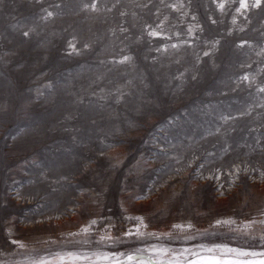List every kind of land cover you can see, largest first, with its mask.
<instances>
[{"label": "rangeland", "instance_id": "374dc122", "mask_svg": "<svg viewBox=\"0 0 264 264\" xmlns=\"http://www.w3.org/2000/svg\"><path fill=\"white\" fill-rule=\"evenodd\" d=\"M262 89L264 0H0V264H264Z\"/></svg>", "mask_w": 264, "mask_h": 264}, {"label": "snow or ice", "instance_id": "6c2138e0", "mask_svg": "<svg viewBox=\"0 0 264 264\" xmlns=\"http://www.w3.org/2000/svg\"><path fill=\"white\" fill-rule=\"evenodd\" d=\"M259 2H260V0H257V5L259 4ZM92 7L94 8V7H95V5H92ZM221 7H222V5H221ZM49 15H51V13H49ZM24 35H25V36H27V35H28V33H27V32H25V33H24ZM73 50H75V49H74V46H73ZM125 59H127V58H125ZM262 91H264V89H262Z\"/></svg>", "mask_w": 264, "mask_h": 264}]
</instances>
